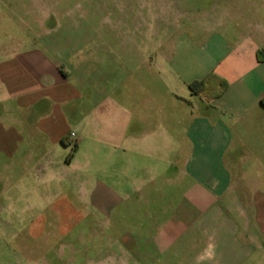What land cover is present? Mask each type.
<instances>
[{
  "label": "crops",
  "instance_id": "1",
  "mask_svg": "<svg viewBox=\"0 0 264 264\" xmlns=\"http://www.w3.org/2000/svg\"><path fill=\"white\" fill-rule=\"evenodd\" d=\"M144 1L132 0L131 8L119 5V11L127 7L139 20L141 11L148 8L146 17L154 20L156 0ZM41 4L39 0L32 3L31 11L37 15H31V43H0V166L12 169L14 158L32 159L42 166V174L49 170L50 153L44 148H64L70 140L69 126L77 122L78 110L84 109L86 122L75 125L79 133L96 136L97 143L116 150L119 180L135 177L138 181L132 188L122 186L117 195L120 201L133 199L128 211L133 213V228L149 246L141 250L139 241L140 259L155 262L165 257L167 264H264V173L260 168L258 173L246 171L236 156L243 133L264 132V25L260 19L250 20L236 8L231 18L244 21L243 30L236 26L231 31L233 40L224 43L226 55L209 60L207 67L203 56L199 59L197 51L189 52L191 70L188 60L180 64L190 71L181 80L185 92L172 98L174 109L157 112L155 105L147 108L150 101L144 99L129 111L119 104L113 107L108 96L99 95L102 85H98L100 92L83 98L72 81L73 72L80 70L83 90L92 84L93 62L105 52V31H99L100 44L94 46L91 30L78 29L69 14L63 19L55 13L46 17ZM200 31L202 47L211 31L203 27ZM152 45L137 47V64L149 75H157L158 62L166 55L158 53L155 41ZM206 79L212 88L219 81L226 88L218 97L211 92L207 100L189 92L188 84ZM239 122L250 124L245 128ZM79 144L77 137L73 149ZM159 148L170 150L162 158L165 167L159 175L156 167L148 166L155 173L142 177L140 172L147 169L138 165L131 178L126 175L130 154L139 158L141 151L148 150L151 163L156 159L153 151ZM71 158L72 154L64 164L69 165ZM6 176L0 173V181ZM99 192L106 198L101 202L104 212L119 205L120 201L108 200L109 187L102 186ZM140 214H146L143 219L150 227L140 224ZM121 241L123 252L137 250L132 238Z\"/></svg>",
  "mask_w": 264,
  "mask_h": 264
},
{
  "label": "rangeland",
  "instance_id": "2",
  "mask_svg": "<svg viewBox=\"0 0 264 264\" xmlns=\"http://www.w3.org/2000/svg\"><path fill=\"white\" fill-rule=\"evenodd\" d=\"M2 1L6 5H0V16L3 15L0 18V43L5 46L11 40L14 43L22 40L24 45L31 43L28 37L34 31L31 15H37L31 8L36 0ZM39 1L46 17L55 13L63 19L69 14L78 29L91 30L94 46L100 44L97 42L100 40L99 31H105L102 38L105 52L93 62L92 84L87 91L83 90L85 85L81 83L80 70L73 72L72 81L82 90L83 98L88 93L100 92L98 85H102L103 94L100 92L99 95L108 96L113 107L119 104L129 111H134L144 99L150 101L147 108L155 105L157 112L174 109L172 98L183 95L185 87L181 80L191 70L189 52L197 51L199 59L204 57L207 67L209 60H220L226 55L224 43L227 45L233 40L229 38L231 31H235L236 26L237 30H243L244 21L231 18L236 8H240L243 15L250 16V20L259 18V23L264 25V0H156L154 20L146 17L148 8L141 11L139 20L134 19L133 12L127 7L119 11V5L131 8L132 0ZM25 25L29 27L25 28ZM202 27L211 33L205 35L201 47ZM48 40L51 41L52 37ZM153 41L158 53L166 55V59L158 62L157 75H149L137 64V47L148 48L153 46ZM187 60L190 70L180 65ZM218 89L219 86H215L211 92ZM192 100L196 102L193 97ZM86 114L84 109L78 110L77 122L69 126L73 138L68 139L64 148L58 145L49 150L46 145L44 149L50 153L51 166L43 174L40 171L42 166L32 159L14 158L12 169L0 166V173L7 174L0 181V264H121L120 258L124 260L122 264H167L165 257L155 262L139 258L140 247L141 250L149 248L142 243L147 239L133 228V213L128 212L132 209V197L120 201L122 197L117 192H122L124 185L132 188L137 184L132 177V170L137 165L140 169H147L140 172L142 177L154 174L152 167H156L159 175L165 167L162 158L170 150H154L156 159L151 163L148 150L141 151L139 158L130 154L125 173L132 180L123 182L119 180L120 158L116 150L97 143L96 136L79 133L75 126L86 122ZM223 120L228 123V119ZM239 124L246 128L250 123ZM77 137L80 144L74 150ZM241 140L242 144L236 149L237 162L246 171L250 169L258 173L260 168L264 173V132H245ZM70 154L72 162L65 165ZM258 158L260 163L257 164ZM102 186L109 187L108 200L120 201L111 212L102 210V199H106L99 192ZM140 215V224L150 227L151 224L143 219L146 214ZM157 221L161 223V220ZM122 237L135 240L137 250L123 252Z\"/></svg>",
  "mask_w": 264,
  "mask_h": 264
},
{
  "label": "trees",
  "instance_id": "3",
  "mask_svg": "<svg viewBox=\"0 0 264 264\" xmlns=\"http://www.w3.org/2000/svg\"><path fill=\"white\" fill-rule=\"evenodd\" d=\"M216 86H219V89L214 92L213 97H218L221 95V93L226 88L225 83L222 81H219L218 85ZM187 88L192 95L200 96L206 100L210 98L212 86L208 83L207 79L191 82L188 84Z\"/></svg>",
  "mask_w": 264,
  "mask_h": 264
},
{
  "label": "built area",
  "instance_id": "4",
  "mask_svg": "<svg viewBox=\"0 0 264 264\" xmlns=\"http://www.w3.org/2000/svg\"><path fill=\"white\" fill-rule=\"evenodd\" d=\"M69 138H73V135L70 134V135H69Z\"/></svg>",
  "mask_w": 264,
  "mask_h": 264
}]
</instances>
